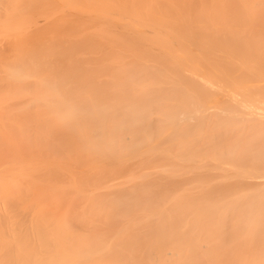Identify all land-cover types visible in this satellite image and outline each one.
<instances>
[{
  "label": "bare ground",
  "instance_id": "bare-ground-1",
  "mask_svg": "<svg viewBox=\"0 0 264 264\" xmlns=\"http://www.w3.org/2000/svg\"><path fill=\"white\" fill-rule=\"evenodd\" d=\"M0 264H264V0H0Z\"/></svg>",
  "mask_w": 264,
  "mask_h": 264
}]
</instances>
